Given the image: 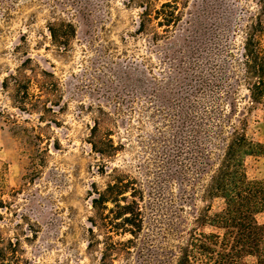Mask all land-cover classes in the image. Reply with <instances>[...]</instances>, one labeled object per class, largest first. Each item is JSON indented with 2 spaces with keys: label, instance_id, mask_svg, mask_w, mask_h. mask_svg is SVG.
Returning a JSON list of instances; mask_svg holds the SVG:
<instances>
[{
  "label": "rangeland",
  "instance_id": "374dc122",
  "mask_svg": "<svg viewBox=\"0 0 264 264\" xmlns=\"http://www.w3.org/2000/svg\"><path fill=\"white\" fill-rule=\"evenodd\" d=\"M177 1L182 20L163 35L159 27L139 32L136 1L0 0V238L18 242V264H99L103 247L87 249L90 195L93 186L105 187L113 168L144 192L143 229L113 264H175L192 229L213 231L195 219L223 206L204 190L230 133L245 129L264 146V106L247 101L240 74L238 83L231 74L226 83V14L240 19V28L256 9L254 0ZM54 21L75 28L66 49L51 42ZM242 36L231 35L227 50ZM186 45L197 66L208 71L205 58L218 67L209 76L217 100L208 105L213 120L203 125L208 159L201 172L172 157L178 133L188 134L173 86L174 68L188 62ZM138 80L145 94L137 92ZM96 125L98 138L122 144L112 158L91 149ZM244 164L250 180H264L263 157Z\"/></svg>",
  "mask_w": 264,
  "mask_h": 264
},
{
  "label": "trees",
  "instance_id": "16d2710c",
  "mask_svg": "<svg viewBox=\"0 0 264 264\" xmlns=\"http://www.w3.org/2000/svg\"><path fill=\"white\" fill-rule=\"evenodd\" d=\"M129 1H136L141 10L140 33L147 28L159 27L164 35L182 20L177 0ZM253 4L256 10L246 15L240 28L237 27L240 19L231 13L226 14V83L232 80L230 74L235 84L241 77L248 92L247 101L264 106V0H254ZM47 30L54 46L62 49H66L75 36V28L65 21H54ZM237 31L243 34L241 45H230L231 49L227 50V39ZM153 35L160 36L156 31H153ZM185 48L188 62L174 68L173 86L175 105L182 113L181 125L188 129V134L181 137L178 133V141L173 143L175 149L172 157L176 159V165L182 167L183 162L188 161L194 171L201 172L208 159L203 125L213 120L208 105L217 100L213 91L216 85L209 76H213L211 72L215 73L218 67L204 58L208 73L196 65L193 48L187 45ZM234 64L237 65L235 69ZM137 82V92L145 94L142 83ZM227 86L232 89V85ZM99 110L106 115L102 108ZM97 125L90 131L93 140L89 142L91 149L99 156L112 158L122 144L114 145L109 137L98 138ZM249 156L264 158V146L252 141L245 129H233L221 161L204 190L205 198L219 199L223 206L213 213L209 207L206 213H200L195 219L197 224L213 231L192 229L187 241L177 248L175 264H247L248 258L255 259L256 264H264V223L257 221L258 215H264V180H250L247 177L244 161ZM107 175L110 181L102 190L92 187V215L88 217L87 234L90 240L87 249L103 247L98 257L99 264H113L116 256L129 254L144 223L140 206L144 192L137 179L117 168L111 169ZM167 176L171 177L170 174ZM176 180L180 184L184 177L177 176ZM125 236L129 237L124 240ZM16 246L18 242L7 241L5 244L4 239L0 238V264H18L21 258L12 254Z\"/></svg>",
  "mask_w": 264,
  "mask_h": 264
}]
</instances>
